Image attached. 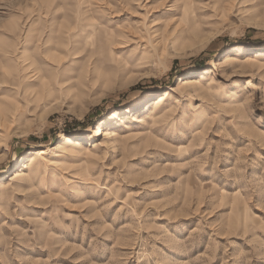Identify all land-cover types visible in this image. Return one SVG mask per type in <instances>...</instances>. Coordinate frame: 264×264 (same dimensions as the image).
Returning a JSON list of instances; mask_svg holds the SVG:
<instances>
[{
    "label": "rangeland",
    "instance_id": "1",
    "mask_svg": "<svg viewBox=\"0 0 264 264\" xmlns=\"http://www.w3.org/2000/svg\"><path fill=\"white\" fill-rule=\"evenodd\" d=\"M0 264H264V0H0Z\"/></svg>",
    "mask_w": 264,
    "mask_h": 264
},
{
    "label": "bare ground",
    "instance_id": "2",
    "mask_svg": "<svg viewBox=\"0 0 264 264\" xmlns=\"http://www.w3.org/2000/svg\"><path fill=\"white\" fill-rule=\"evenodd\" d=\"M100 133V131H99V129H98V131H97V134H99ZM39 154H41V153H39ZM43 157V156H42ZM32 163H31V161L29 162V165H31Z\"/></svg>",
    "mask_w": 264,
    "mask_h": 264
}]
</instances>
